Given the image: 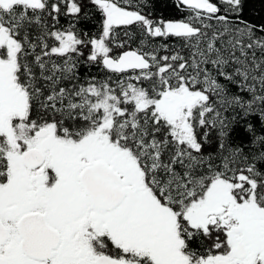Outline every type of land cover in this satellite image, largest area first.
Instances as JSON below:
<instances>
[{
  "label": "snow or ice",
  "instance_id": "1",
  "mask_svg": "<svg viewBox=\"0 0 264 264\" xmlns=\"http://www.w3.org/2000/svg\"><path fill=\"white\" fill-rule=\"evenodd\" d=\"M247 3L0 0V264H264Z\"/></svg>",
  "mask_w": 264,
  "mask_h": 264
},
{
  "label": "trees",
  "instance_id": "2",
  "mask_svg": "<svg viewBox=\"0 0 264 264\" xmlns=\"http://www.w3.org/2000/svg\"><path fill=\"white\" fill-rule=\"evenodd\" d=\"M174 4L175 0H151V5L153 6L146 8L145 11L148 13H155L156 16H162L166 20L184 19L186 10L179 9L175 7ZM245 16L257 22L264 20V0H248L245 8ZM170 42L176 43L178 46V42L174 40Z\"/></svg>",
  "mask_w": 264,
  "mask_h": 264
}]
</instances>
